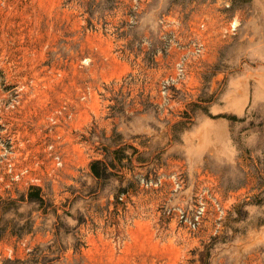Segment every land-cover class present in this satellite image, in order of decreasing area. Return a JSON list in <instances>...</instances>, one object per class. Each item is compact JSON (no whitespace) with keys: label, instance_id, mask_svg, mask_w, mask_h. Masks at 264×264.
Returning <instances> with one entry per match:
<instances>
[{"label":"rangeland","instance_id":"rangeland-1","mask_svg":"<svg viewBox=\"0 0 264 264\" xmlns=\"http://www.w3.org/2000/svg\"><path fill=\"white\" fill-rule=\"evenodd\" d=\"M132 5L0 0V73L16 83L5 59L17 58L40 83L21 109L40 137V189L0 202V264H78L70 250L85 223L106 219L144 253L138 264H264V0ZM167 16L208 39L181 83L171 79L184 53L164 50ZM197 203L206 217L194 232L164 214Z\"/></svg>","mask_w":264,"mask_h":264},{"label":"built area","instance_id":"built-area-1","mask_svg":"<svg viewBox=\"0 0 264 264\" xmlns=\"http://www.w3.org/2000/svg\"><path fill=\"white\" fill-rule=\"evenodd\" d=\"M131 1L133 3L131 13L139 14L143 10V4L146 0ZM133 19L134 17L131 18V21ZM160 24L162 25L166 53H171L172 48L184 53L180 60L175 63V77L171 79L173 83H181L186 75L185 69L188 59L191 56L200 57L208 39L202 35H194L192 29L190 30L191 33L179 31L178 29L182 28L183 24L179 26L180 23L172 16L164 17ZM237 26L236 18L230 20L220 31L222 37L233 35ZM195 30L206 32V22L198 23ZM188 54L190 56L186 58L185 56ZM16 60L17 58L8 59L6 57L5 59L9 72L13 69L19 71L13 77L16 83H7L3 74L0 73V98L4 97V100L0 101V202L13 198L15 192L21 189L20 186L22 185L29 189H40V165L38 160L34 162L37 157L40 161V154L38 155L37 152L38 147H40V137L34 136L32 127H36V125L33 117L27 115L28 110L22 112L26 98L25 93L35 89L40 91V83L36 82L38 77L37 75L34 76L35 74L30 71L27 64L24 65L26 72L23 70V60ZM2 106H4L3 110L6 111L5 115L1 112ZM10 120L17 121V123L15 124ZM46 121L50 127L55 126L54 117L48 116ZM38 137L39 141H37ZM44 148L51 152L54 146L52 143H47ZM51 158L53 169L62 166L59 154L53 153ZM118 204H123L122 198L118 199ZM214 207L217 218L219 217L218 220H220L224 211L218 203ZM118 213L119 221L129 222L128 218H124L121 210ZM165 213L169 216L168 218L175 219L180 227L192 232L204 223L206 217L205 207L202 203H197L191 213L186 212L180 206L172 209L167 208ZM106 220L107 225H104L105 221L94 224L85 223V232L80 233L79 236L80 247L70 250V256L78 264H138L137 255L144 253L138 254V250L134 246L128 249L124 244V239L129 235L124 237L115 233L114 225L109 222V219ZM105 228L107 231L103 230Z\"/></svg>","mask_w":264,"mask_h":264},{"label":"trees","instance_id":"trees-1","mask_svg":"<svg viewBox=\"0 0 264 264\" xmlns=\"http://www.w3.org/2000/svg\"><path fill=\"white\" fill-rule=\"evenodd\" d=\"M94 173H95V176L98 177L99 174L97 173L96 169H94Z\"/></svg>","mask_w":264,"mask_h":264}]
</instances>
